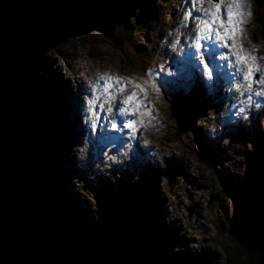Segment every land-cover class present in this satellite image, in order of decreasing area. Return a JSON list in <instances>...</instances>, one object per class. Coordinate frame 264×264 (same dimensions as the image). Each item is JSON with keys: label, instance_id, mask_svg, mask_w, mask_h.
<instances>
[{"label": "rangeland", "instance_id": "374dc122", "mask_svg": "<svg viewBox=\"0 0 264 264\" xmlns=\"http://www.w3.org/2000/svg\"><path fill=\"white\" fill-rule=\"evenodd\" d=\"M122 1L130 6L123 17L105 12L104 4ZM60 5L57 0H0V50L4 51L0 56V70L6 66L27 67L36 77L33 84L38 83L41 88L37 91L32 86L37 93L33 92L32 97L26 95L28 98L23 96L26 89L23 95L18 93L10 101L12 113L6 112L4 107L0 122V127L5 128H0V143L9 145L19 157L16 172L1 177L0 200L5 199V206L14 216L26 221L20 231L9 219L11 224L22 233V241L25 232V241L30 243L23 242L44 257L53 248L59 252L66 247L76 250L80 239V258L85 264H96L91 259L100 243L107 244L111 254L117 257L124 254L130 261L127 256L137 255L132 245L136 237L141 238L139 229L153 208L156 215L150 217L155 221L153 234L158 235L159 245L156 250H150L152 261L157 264H227L225 247L230 243V218L234 207L242 203L239 197L245 183L254 186V180L260 181L259 196L252 190L248 191V197L255 204L261 203L264 210V98L258 97L262 106L255 113L257 106L247 105L245 96H239L244 103L238 102L231 90L239 94L247 91V85L238 90L233 88L239 81L234 68L224 75H214L212 89L211 84H207L206 92L196 87V75L200 80L205 77L189 47L198 30L196 25L204 18L185 21L183 15L186 7L191 10V6L195 9L201 4H192L190 0H88V14L81 28L71 37L50 40L47 36L54 34L61 24L58 20L63 19ZM244 5L248 7V15L240 18L235 41L243 45L244 53L260 58L251 62L264 77V34L258 21L264 16V6H261V15L257 0H247ZM208 14L205 23H211ZM103 16L104 22L112 21L107 29L122 38L120 46L109 38L105 29L97 27ZM198 43L204 60H209L205 46L215 57L227 52L231 58L240 52L235 49L232 55L223 47L214 52L206 41ZM38 46L45 47L41 55L44 63L40 61L32 70L29 65L32 57H36L33 51ZM175 50L184 53L179 52L178 57V53H173ZM176 59L186 60L184 70H180L182 63ZM215 64L229 66L231 60L217 58ZM234 64L237 62L232 61ZM148 70L154 74L153 80L146 75ZM193 70L195 84L187 86L184 82L189 80ZM77 73L80 79L73 81ZM0 74L6 79L5 72L0 71ZM104 74H108L102 81L106 87L112 86L107 79L112 74L115 79L129 80L114 92V101L132 93L139 95L138 101L132 103L135 113L132 118L137 121L133 129L123 128L119 120L129 117H115V109L104 114L114 102L103 101L104 108L99 107L98 96L103 97L105 88L96 76ZM72 81L74 90L81 84L77 98L65 93L64 85L69 86ZM93 84L98 91L97 106L95 116L89 118L85 97L90 95L88 89ZM138 84L144 87L145 94H140ZM1 85L3 91L4 85ZM153 85L159 88L158 92ZM260 88L264 90V78ZM178 98L195 99L202 108L194 121L184 122L185 132H180L181 117L173 116L170 108ZM78 101L84 102L79 110ZM8 115L11 120H7ZM113 118L118 121L116 131L110 127ZM59 121L61 129L57 126ZM78 122L83 123L80 126ZM92 123L98 125L94 134L90 129ZM52 125L55 127L51 129ZM23 130L27 132L21 141ZM140 144H144L143 147ZM124 146H129V150L132 146L146 150L148 155L141 160L136 151L132 156L126 151L131 156L127 158L123 156ZM248 173L251 175L247 178ZM242 212L247 215L249 227L248 255L254 259L264 250V244L259 245L255 233L258 227L253 218L257 219L258 212L251 206ZM60 233L65 238H60ZM252 258L249 259L251 264Z\"/></svg>", "mask_w": 264, "mask_h": 264}, {"label": "trees", "instance_id": "16d2710c", "mask_svg": "<svg viewBox=\"0 0 264 264\" xmlns=\"http://www.w3.org/2000/svg\"><path fill=\"white\" fill-rule=\"evenodd\" d=\"M87 1L88 0H57V2H59L61 4L60 5L61 7L74 9L73 13H71L69 16H72L75 19L78 15H81L84 18H86V14H88L87 13V10H88ZM257 1L259 3V7H260L259 14L262 15L261 6H264V0H257ZM0 17H1V15H0ZM0 20H1V18H0ZM258 21L261 22L260 23V27H261L260 29L262 30V32L264 34V16H262L260 19H258ZM75 23H77V21H73V24H75ZM1 25H2V21L0 22V26ZM62 32L63 31H61V30L59 33L54 32L53 35L47 36V38L49 37L50 40L51 39L53 40L54 38H58L60 36L59 34H61V36H62ZM64 33H67V32H64ZM106 34L109 36V38H111L114 41L115 44L120 46V43H119L120 39L122 40L120 35L114 36L112 34V29L111 30L107 29ZM69 37H71V36H69ZM263 38H264V36H263ZM42 41L44 42V40H42ZM44 49H45V47H41V46H38V47H36V49H34L33 55L36 57H32L33 60L31 61L30 65H29L32 70H34L37 67V65L40 63V61L42 60V56H43L42 52ZM3 52H4L3 50H0V55H1V53L3 54ZM52 53L53 52L50 51V54H52ZM0 62H1V60H0ZM41 62H42V64L44 63V61H41ZM1 67L2 66H0V68ZM5 70H6V72H5ZM28 70L29 69L24 67V66L23 67H17V68H12L11 66H9V67L6 66V68L4 67V69L2 68L0 70L2 72H5V74L8 76V77H6V79L9 82L8 83L7 80L5 79V77H4L5 75L3 77H1V80H2L1 83L3 82L2 84H4V86H5V87L3 86L2 92H3V97L5 96L4 97V107H5L6 112L12 113V109L10 107L11 106L10 101H11V99H14L15 97H17L18 93L22 94L24 89L27 90L26 92L23 93L25 95L22 94L25 98H28V96L32 97L33 92H36L31 88L32 86L34 88H36L37 91L39 89H41V88H38V86H36L35 84H33L34 83L33 78L35 79V76H34V74H32V72L30 70L29 71ZM26 74H29V75H27V77L30 80H27L25 78ZM0 76H1V74H0ZM19 77H21V78H19ZM21 79H22V81H21ZM19 80H20V82H19ZM24 82H28V83L24 84ZM37 85H38V83H37ZM39 87H40V85H39ZM9 95H10V97H9ZM26 95H28V96H26ZM27 111L29 113V110H27ZM11 119H12V117L10 115H8L7 120H11ZM0 128H3V127H0ZM32 128L34 129V125L32 126ZM3 129L5 130V128H3ZM27 131L30 132L31 128L30 127L27 128ZM27 131H25V130L22 131L21 136H23V137L19 138V140L24 141V136H25L24 132H27ZM0 137H2V136L0 135ZM1 145L2 144L0 143V181H1V177L5 178V176L7 177V175L10 174V172L14 171L15 168H17L16 164H18V162H19V161L16 162V160L19 158L18 155H15V153L13 152V150L11 149V147L9 145L4 144V145H2L3 147ZM3 148L5 151L3 150ZM22 153H24V151H22ZM250 175L251 174L248 173L247 178ZM252 179H253V175H252ZM259 183H260V181H255V180H254V186L252 184L245 183L244 186L242 187V191L240 192L241 197H239V200L242 203L238 204V207H234V209H233V212H232V215L230 218L231 228H230L229 241H228L230 243H227L228 247H225V253L227 256V264H251L249 259H251L252 256H251V254L248 255V245L246 244V242L248 241V237H249V234H248L249 227L247 226V215L242 212V209L248 210L251 206L252 209H254V211L258 212V214H256L257 219L253 218L256 226L258 227L257 232L255 231V233L257 235V239H259V245L263 246V244H264V222H262V223L259 222V221L264 220V210H263V207L261 206L262 204L261 203L255 204V201L252 198L248 197V191L255 190L256 194H257V192L261 191V188L259 190ZM13 188H14V186H13ZM13 191H14V189H13ZM257 195L259 196V193ZM0 202H2L3 206H5V205L7 206L5 199H3L2 201L0 200ZM4 208H5V210H7L6 213L9 217V219L14 223V225L16 226L17 229L18 228L20 229V227L23 223L21 220L22 218L15 217L14 216L15 213L11 209L9 210L7 207H4ZM154 213H155V209L152 208V210L149 211V214L146 215L145 218H148V219H146L147 221H145L143 223L142 227L139 229V231L141 232L139 234V237H141V238L139 239L138 237H136L134 240V243L132 245V247H134L137 250L136 251L134 249L137 255H134L133 258H131V255H130V257L126 255L130 261H128L124 257V254L119 255L121 258L117 257L115 253L111 254L108 250L107 244H101V243H100L98 250H96V252L94 253V257L91 259V261L95 262L96 264H129L132 262L134 264H157L154 261H152V256L150 257V250L152 248L154 250H156V246L159 245L157 242V240H159L158 235L156 234V232H155V234H153L154 229H155V226H154L155 221L153 220L154 215H155ZM150 216L153 218H151ZM18 222H20V223H18ZM100 233L102 235V234H104V231L101 230ZM23 235H24L23 238L25 241V238H26L25 232H23ZM145 238L147 240H145ZM104 240H106V239L104 238ZM25 243L29 244V242L27 243L26 241H25ZM147 243L148 244L151 243V244L148 247H146ZM228 244H230V246ZM50 250H52V249H50ZM69 250H71V249H69ZM69 250H67L66 252H59L55 249V251H56L55 257H52V256H50V257L53 259H56L62 263L64 262L65 264H68V263L69 264H78L77 263L78 261H80V264L82 263L81 261H83L82 264L86 263L84 260H81L82 258H80V257H82L81 256L82 253H81V243L79 240L77 242L76 250H72V251H69ZM259 250L260 249H258V252H259ZM57 252L60 253V256L59 255L56 256ZM249 252L252 253L253 251H249ZM50 253H54V251H50ZM53 256H54V254H53ZM259 257H260V255H258L254 259L252 258V260H253L252 264H257ZM243 260H246V262H244ZM0 264H4V263L0 262Z\"/></svg>", "mask_w": 264, "mask_h": 264}, {"label": "snow or ice", "instance_id": "6c2138e0", "mask_svg": "<svg viewBox=\"0 0 264 264\" xmlns=\"http://www.w3.org/2000/svg\"><path fill=\"white\" fill-rule=\"evenodd\" d=\"M192 4H204L205 2L209 4H214V8L212 10L205 9V14L209 13L211 14V23H205L203 28H200V25L197 24V31L195 32V38L193 39V45L196 49V57L199 59V63L201 65H204L203 68V76L207 80H211L213 73L209 72V65L214 64L215 59H234L235 61L239 62V65H243L247 70L242 72V69L239 65H232L229 64V67L234 68V71L237 73L239 77V81L236 84H233L234 89H239L241 86H243L245 83L247 85V91L234 94V98L240 102L244 103L243 101L239 100V96L243 95L246 98L247 105H251L255 103V99L257 97L264 98V90L260 88V81L262 78L260 75V69L258 67H253V64L250 61H257L260 58L252 55L245 54L243 49L240 50L238 54H236L234 57L229 58L227 56V52L221 54L219 57H215L214 53L207 49V46H205V51L207 52L208 58H209V64H205L204 62V53L201 52V44L198 43V41L204 40L207 42V44H211L212 48H215L217 44H219L224 49H230V44L228 43L229 40H233L236 37L238 26L240 25L241 21L237 18L239 15H248L247 12H241L239 9V5L246 2V0H227V2L230 5H233L235 7H227L224 9V16H221L220 14V8L221 5L224 4L225 0H190ZM195 9L192 10H186L183 15V19L185 21H189L190 19L193 20H199L201 19V16L194 15ZM203 15V14H201ZM213 28L216 30L213 31ZM221 30H223V35L221 34ZM207 32L208 35L205 36L204 33ZM215 41V43H213ZM176 43L175 41L173 42ZM191 55V52L188 53ZM108 74H104V76H101L99 79L101 81L104 80V77ZM146 75H149L150 80L154 79V74L151 70H148L146 72ZM111 79V77H109ZM107 85H102V87H106ZM136 87L140 90V94H145V89L141 85H136ZM155 88V85H153ZM155 90L158 92L159 88H155ZM88 92L90 93L89 96L85 97V106H86V112L89 118H93L95 116V107L97 106V87L95 84L91 85L88 89ZM110 98L115 99L112 97V94L109 93ZM139 99V95L136 93L129 94L125 99H121L117 102H115L113 105L109 106L105 110V115H108L109 113H112L115 109V117H124L127 116L129 119L124 120L120 119L119 123L122 124L123 128L125 129H133L137 123L135 119L132 117L135 116V113L132 109V103L137 102ZM126 101L128 103H126ZM100 108H104V104L101 103L99 105ZM138 107V104H137ZM243 110V109H242ZM117 124L118 121L116 118H113L110 122V127L113 131L117 130ZM97 124L92 123L90 125V129L92 133H95V130L97 128ZM145 144H147V141H144Z\"/></svg>", "mask_w": 264, "mask_h": 264}, {"label": "water", "instance_id": "95a60500", "mask_svg": "<svg viewBox=\"0 0 264 264\" xmlns=\"http://www.w3.org/2000/svg\"><path fill=\"white\" fill-rule=\"evenodd\" d=\"M103 6H107L105 8V12L108 14H113L115 16L123 17V13L129 12L130 6L125 4L124 1L114 4H104ZM74 9L71 8H61L60 14L63 16V19L58 20L60 24V28L58 27L55 32L59 33L60 30L62 32L59 34L61 37H69L74 35L79 28H81L84 20V17L81 15H78L76 19L74 17L69 16L71 13H73ZM78 13V12H77ZM104 16L98 20L97 27H99L101 30H107L108 27L111 26L112 21L106 23L103 21ZM73 21H77V23L73 24ZM67 32V33H64ZM43 40V39H42ZM1 96V95H0ZM182 102H185L184 104ZM201 106L199 105L198 101L195 99H180L178 98L177 101L174 102V104L171 105V112L173 116H177L182 121H179L181 124V130L180 132L187 131V128L184 125L185 121H194L196 117L199 115L201 111ZM3 118V110H2V99L0 97V122ZM184 120V121H183ZM14 152V151H13ZM17 152V151H16ZM19 212V211H18ZM21 215V213L19 212ZM24 222L25 219H23ZM27 227V225H25ZM27 230L30 231V228L27 227ZM21 234L19 232H16L13 230V228L10 227L8 221L6 220L1 208H0V259L4 258L6 261V264H64V262H60L56 259L51 258L55 257V249L52 250L54 253L48 254V252L45 253V257H41L37 251L34 252L30 250L29 246L25 245L22 242V238L20 236ZM24 241V240H23ZM70 248L66 247L61 252H66ZM264 249V247H263ZM72 250V249H71ZM54 254V256H53ZM60 254L57 253L56 256ZM69 264V263H68ZM258 264H264V250L261 251L259 263Z\"/></svg>", "mask_w": 264, "mask_h": 264}, {"label": "bare ground", "instance_id": "6f19581e", "mask_svg": "<svg viewBox=\"0 0 264 264\" xmlns=\"http://www.w3.org/2000/svg\"><path fill=\"white\" fill-rule=\"evenodd\" d=\"M181 1H183V0H181ZM247 1V0H246ZM246 3V2H245ZM245 3H243V4H241V5H239L238 7H239V9H240V11L241 12H246V11H248V7L246 6V5H244ZM192 7V9H193V6H191ZM221 7H222V10L220 9V14H221V16H224V9L225 8H227V7H235V6H233V5H230V4H228V3H226V4H224V7L221 5ZM214 8V4H209V3H207V2H205L204 4H201V6L198 8V7H196L195 8V11H194V13L193 14H196V15H199V16H201V17H203L204 19L201 21V22H199V25H200V28H203V26L204 25H202L203 23L202 22H204V20H205V18H206V16H207V14L208 13H206L205 14V9H208V10H212ZM186 9H187V7L185 8V11H186ZM191 9V10H192ZM198 11V12H197ZM201 14H203V15H201ZM243 16H245V15H243ZM72 17V16H71ZM3 18V17H2ZM239 20H240V18H242V15H239L238 17H237ZM22 19V18H21ZM208 19L211 21V15H209L208 14ZM208 19L206 20V21H208ZM1 22V21H0ZM205 23V22H204ZM59 24V23H58ZM59 28H60V26H59ZM214 29V28H213ZM216 30V29H215ZM197 31V30H196ZM56 34V33H55ZM221 34L223 35V30H221ZM204 35L205 36H207L208 34H205L204 33ZM3 36V35H2ZM18 40V39H17ZM1 42V41H0ZM179 43V42H178ZM213 43H215V41H213ZM228 43L231 45V47H232V49H231V51H230V49H228L229 50V52L230 53H232V55H235V49L237 50V49H243L244 47H243V45H240L239 43H236V41H235V39H233V40H229L228 41ZM6 44V43H5ZM10 45H11V43H10ZM13 45H15V44H13ZM211 45V44H210ZM212 46V45H211ZM218 46V47H217ZM217 46L215 47V48H213V50H214V52H218V50L220 49V45H218L217 44ZM234 46H237V47H234ZM6 47V46H5ZM9 47V46H8ZM11 48V47H10ZM177 48H178V45H177ZM189 48H191L192 50L191 51H193L194 52V50H196L195 49V47L193 46V45H191V47H189ZM2 50V49H1ZM183 50V49H182ZM203 49H201V51H202ZM225 50V49H224ZM12 51V50H11ZM15 52V51H14ZM179 52H181L180 50H175V52H173V53H178V57H180L181 56V54L179 53ZM170 53H171V51H170ZM181 53H184V51H182ZM196 53V52H195ZM246 54V53H245ZM31 55V54H30ZM196 55V54H195ZM1 56V55H0ZM227 56L229 57V55L227 54ZM31 57V56H30ZM196 58V57H195ZM230 58V57H229ZM28 59H29V57H28ZM178 62H180V63H182L181 64V66H180V70H184V66H186L187 65V63H186V60H180V59H176ZM196 60L198 61V64H199V66H200V69L203 71V68H204V66H201V64L199 63V59L198 58H196ZM231 60V64H232V61H235L234 59L232 60V59H230ZM8 62V61H7ZM7 62H6V64H7ZM204 62H205V64L207 65V64H209V60H204ZM237 62V61H236ZM251 62V61H250ZM234 63V62H233ZM252 63V62H251ZM258 63H260V65H262V63L261 62H258ZM239 64V62H237V64L236 65H238ZM15 65V64H14ZM184 65V66H183ZM235 65V64H234ZM254 65V64H253ZM5 66V65H4ZM240 67H241V69H242V71H245L246 70V68L243 66V65H239ZM18 67V65L16 66V68ZM6 68V67H5ZM14 68V67H13ZM27 68V67H26ZM209 68L211 69V72L213 73V71H214V75H216V77H217V75H219V76H221V75H224L223 73H227V71L229 70V69H231L232 67H229V66H227V65H217V64H212V65H209ZM220 70H223V71H220ZM16 71V70H15ZM29 71V70H28ZM2 72V71H1ZM5 72H6V70H5ZM210 72V73H211ZM219 72H221L220 74H219ZM30 73V72H29ZM196 74V73H195ZM24 75V74H23ZM29 75V74H28ZM113 75V74H112ZM111 75V76H112ZM193 75H194V70H193V72L191 73V75H190V77H189V80H185V84L187 85V86H191V85H194L195 84V82H194V80H193ZM214 75H213V77H212V79H213V81L211 82V80H207L206 78L204 79L203 78V80L201 79L200 80V78H199V76H198V74L196 75V79H197V86L196 87H198V89L199 90H201L202 92H206L207 90H208V87L209 86H211V87H209V88H213L212 86H214V82H215V80H214ZM21 76V75H20ZM27 76V75H26ZM35 76V75H34ZM111 76H109V77H111ZM5 77V76H4ZM8 77V76H7ZM11 77V76H10ZM13 77V76H12ZM101 76L100 75H97L96 76V78L97 79H99ZM106 77V76H105ZM109 77H107V79H109ZM227 77V76H226ZM230 77V76H229ZM19 78H21V77H19ZM36 78V77H35ZM58 78V77H57ZM73 78H75V80H73V81H78V79H80V75L78 76V73L77 74H75L74 75V77H72V79ZM239 78V77H238ZM195 79V80H196ZM27 80H30V79H27ZM59 80V79H58ZM111 83H112V86L111 87H104L105 89L103 90V92H104V95H103V97H100V96H98L99 97V102L100 103H102L103 101H108V103H115V102H117V101H119V99H117L116 101H114L112 98H110V96H109V93H111L112 94V97L114 96V92L117 90V89H119L120 87H122V83L124 82V83H126L127 81H129L127 78L126 79H122V80H120V79H118V78H113V77H111ZM1 77H0V97H1V99H2V110L4 109V97H3V93H2V83H1ZM10 81V80H9ZM18 81V80H17ZM21 81H22V79H21ZM63 81V80H62ZM62 81H61V83H62ZM73 81L72 82H70V85L68 86V84H66L67 86H68V88H67V86L66 85H64V87H65V89H66V91H65V93H66V96H70L71 98H77L78 96H79V90L80 89H82V88H80V86H81V84H79V85H77V88L75 89V90H77V92H74L75 90H74V87H73ZM92 81H94V83L95 82H97V80H94V79H92ZM99 83H100V85L102 86V85H104L103 83H102V81L99 79ZM19 82H20V80H19ZM30 82V81H29ZM235 82V81H234ZM11 83V82H10ZM18 83V82H17ZM22 83V82H21ZM25 83H28V82H24V84ZM231 84V86H232V81L230 82ZM236 83V82H235ZM14 84V83H13ZM40 84V83H39ZM58 84V83H57ZM60 84V83H59ZM63 84V83H62ZM207 84H211V85H207ZM4 85V84H3ZM22 85V84H21ZM30 85V84H29ZM41 85V84H40ZM12 86V85H11ZM25 86V85H24ZM38 86V85H37ZM5 87V86H4ZM10 87V86H9ZM41 87V86H40ZM59 87V86H58ZM79 87V88H78ZM130 87V86H129ZM8 88V87H7ZM50 88V87H49ZM6 89V88H5ZM10 89V88H9ZM13 89V88H12ZM48 89V88H47ZM7 90V89H6ZM50 90V89H49ZM101 90H102V87H101ZM232 91V95H234L235 94V92L236 91H234V90H231ZM210 92H211V90H210ZM6 93V92H5ZM54 93V92H53ZM74 93H76V94H74ZM16 94V93H15ZM50 94V93H49ZM8 95V94H7ZM13 95V94H12ZM9 97H10V95H9ZM115 97V96H114ZM7 99V98H6ZM9 99V98H8ZM178 99H176L175 101H177ZM186 100V99H185ZM65 102V101H64ZM78 103H79V105H77L76 104V108L79 110V108L84 104V102H83V104H82V102H80V101H78ZM7 104V103H6ZM221 107H222V104H219ZM227 105V104H226ZM66 106V105H65ZM21 107V106H20ZM28 107V106H27ZM24 109V108H23ZM26 110H27V108H26ZM29 110V109H28ZM52 110V109H51ZM4 112V111H3ZM26 112V111H25ZM28 112V111H27ZM26 112V113H27ZM25 113V114H26ZM103 113H104V110H103ZM40 117V116H39ZM20 122V121H19ZM81 123V124H80ZM82 123L83 122H78V124H80V126L82 125ZM13 124H14V122H13ZM103 124V123H102ZM66 125V124H65ZM60 129H61V123H60V121H59V124L57 125ZM2 127H4V126H2ZM51 127V129L52 128H54L55 126L54 125H52V126H50ZM18 128V127H17ZM83 128V127H82ZM84 129V128H83ZM47 135H49V134H47ZM62 135V134H61ZM1 138V137H0ZM104 138L105 139H109V136H104ZM3 147V146H2ZM43 147V146H42ZM52 147V146H51ZM9 148V147H8ZM46 148V147H45ZM44 148V149H45ZM6 149V148H5ZM12 149V148H11ZM3 150H4V148H3ZM24 150H25V148H24ZM5 151V150H4ZM12 151V150H11ZM46 154V153H45ZM4 157V156H3ZM58 159V158H57ZM24 160V159H23ZM47 163V162H46ZM17 165V164H16ZM56 165V164H55ZM16 167V166H15ZM60 170H62V171H64V169H62V168H59ZM250 171H251V169H250ZM15 172H16V168H15ZM17 174H18V172H17ZM36 174V173H35ZM65 177V176H64ZM38 179V178H37ZM53 179V178H52ZM2 181V180H1ZM0 181V182H1ZM54 181V180H53ZM40 183V182H39ZM5 184V183H4ZM7 184V183H6ZM10 185V184H9ZM22 185V184H21ZM57 185V184H56ZM55 185V186H56ZM5 186V185H4ZM11 187H12V185H11ZM10 187V188H11ZM16 187V186H15ZM57 187V186H56ZM9 189V188H8ZM19 190V189H18ZM10 192H12V191H10ZM16 192V191H15ZM17 193V192H16ZM7 194V193H6ZM5 194V195H6ZM14 194V193H13ZM4 195V196H5ZM10 195V194H9ZM6 197V196H5ZM10 198V197H9ZM15 198V197H14ZM8 199V198H7ZM13 199V198H12ZM11 199V200H12ZM9 200V199H8ZM13 202V201H12ZM4 207H6V206H4ZM0 208H1V210H2V212H3V214H4V216H5V218H6V220L8 221V223H9V225H10V227L11 228H13V230H15L16 232H19L20 231V229H16L12 224H11V222H10V220H9V217H8V215H7V213L5 212V209L3 208V206H2V204L0 203ZM10 210V209H9ZM7 211V210H6ZM152 212V211H151ZM28 213V212H27ZM10 214V213H9ZM14 214V213H13ZM155 214V213H154ZM156 215V214H155ZM52 216V215H51ZM16 217V216H15ZM38 218V217H37ZM36 218V219H37ZM17 219V218H16ZM40 221H42V220H40ZM147 221V220H146ZM24 222V221H23ZM13 223V222H12ZM14 224V223H13ZM58 224V223H57ZM42 225V224H41ZM22 227V226H21ZM20 227V228H21ZM37 227V226H36ZM190 227L191 228H194V229H196V227L195 226H193V225H190ZM86 228V227H85ZM148 228V227H147ZM42 229V228H41ZM79 229V228H78ZM22 230V229H21ZM44 232H46V230L44 231ZM21 233V232H20ZM22 234V233H21ZM65 234V233H64ZM42 235V234H41ZM60 238H65L61 233H60ZM167 236V235H166ZM49 237V236H48ZM80 237V236H79ZM22 238V237H21ZM58 237L56 236V239H57ZM79 239V238H78ZM53 240V239H52ZM80 240V239H79ZM23 242V241H22ZM24 243V242H23ZM29 243H30V241H29ZM88 243V242H87ZM25 244V243H24ZM26 245V244H25ZM28 246V245H27ZM49 246V245H48ZM29 248H30V250H32V251H34V252H36V249H34V247L32 246V247H30L29 246ZM92 248V247H91ZM203 248L205 249V246L203 245ZM34 249V250H33ZM50 249V248H49ZM114 250V249H113ZM48 252H50V251H48ZM38 253V252H37ZM94 253V252H93ZM41 257H44V256H42V253H38ZM60 254V253H59ZM92 257V256H91ZM79 258V257H78ZM84 260V259H83ZM90 261V260H89ZM132 261V260H131ZM0 262H3L4 264H6L5 262V260H4V258H1L0 259ZM89 263V262H88Z\"/></svg>", "mask_w": 264, "mask_h": 264}]
</instances>
